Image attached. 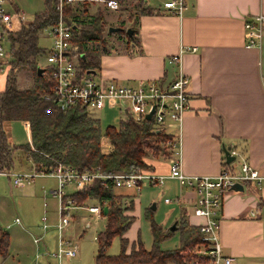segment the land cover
I'll return each instance as SVG.
<instances>
[{
	"label": "crops",
	"instance_id": "1",
	"mask_svg": "<svg viewBox=\"0 0 264 264\" xmlns=\"http://www.w3.org/2000/svg\"><path fill=\"white\" fill-rule=\"evenodd\" d=\"M186 5L181 16L133 12L123 26L136 30L137 42L128 44L124 37H117L116 45L108 42L105 46L107 52L99 57L96 73L103 80L130 85L159 79L168 82L174 77L176 67L168 65L167 58L175 55L180 45L197 47L196 53L184 54L180 61V70L188 78L189 95V109L183 114L179 136L182 172L186 175H217L224 161L222 148L228 147L239 153L238 162L245 161L264 176V32L260 48L244 47V23L254 15H264V0H186ZM93 7L91 5L89 11L102 9L103 17L105 10L110 11L98 5L95 9ZM30 23L23 22V25ZM0 68L1 92L8 69L6 66ZM104 109L123 115L116 101H105L101 110ZM91 113L89 116L93 117L95 112ZM3 129L11 143H30L27 121H6ZM20 130L24 133L23 139L18 137ZM101 149L103 153L111 151L105 137L101 139ZM145 162L149 166L147 171L159 175L169 172L168 162L149 158ZM33 168L31 162L15 153L12 170L30 171ZM159 189L170 198L181 193L172 180H167ZM118 190L115 189V194L132 200L133 208L126 214L134 218V206L140 201L131 192ZM86 203L95 204L92 201ZM165 204L168 205L167 214L158 222L163 230L174 216L177 220L183 217L191 225L200 222L184 215L187 207ZM77 218L83 228H89L103 217L77 211L71 219L73 226L78 224ZM50 227L54 228L53 225ZM218 236L223 253L233 256L235 264H264V183L257 186L248 182L242 191L227 193L222 204ZM35 246L37 254L52 251L55 243L51 247L43 239ZM129 249L130 245L126 248L127 253Z\"/></svg>",
	"mask_w": 264,
	"mask_h": 264
},
{
	"label": "trees",
	"instance_id": "2",
	"mask_svg": "<svg viewBox=\"0 0 264 264\" xmlns=\"http://www.w3.org/2000/svg\"><path fill=\"white\" fill-rule=\"evenodd\" d=\"M43 1L44 10L34 15L30 24L21 25L17 32H8L5 36L11 50L7 53L10 58L5 86L0 92V171H10L13 168L15 153L31 162L37 171L64 167L79 173L89 171L102 175L136 174L148 169L145 159L149 154L158 158L162 155L167 160L170 151L168 147L162 148L161 145L167 143L171 136L155 129L151 120L142 123H135L130 119L121 120L117 127L108 126L102 130L99 121L89 116L85 110L72 107L62 111L50 99L45 98L50 93L52 82L46 69L41 74L37 72V59L45 51L38 45V35L53 24L56 15L52 0ZM125 1L117 0L121 7ZM134 1V13H160L153 7L143 5L144 0ZM88 5L85 2L68 6L65 14L73 25L72 42L80 54V68L97 72L100 54L107 52L105 22L102 13L99 10L90 13ZM128 16L132 17L130 14ZM123 22L120 21L119 27L122 30L118 31L119 35H124L128 44H135L136 30L127 28L133 31L132 36L128 37ZM16 70L31 73L32 81L28 87H17ZM14 120L28 122L30 143L15 145L10 142L3 123ZM102 137L107 138L111 145L109 153L102 152ZM165 150L169 151L168 154ZM114 190L112 181L95 179L83 191L70 195L77 203L92 201L101 205L105 225L95 238L97 250L93 264H190L195 261L208 264L207 258L193 252L203 243L196 226L181 217L174 222L173 231L170 228L162 230L152 220L150 208L145 218L150 223L152 248L145 249L137 238L130 244L127 253L128 240L123 235L134 219L126 214L133 208L132 200L128 196L115 194ZM103 208L107 209L105 214ZM175 231L179 234V246L162 250L160 243ZM115 237L119 238L121 250L116 255H108L107 248ZM8 246L9 237L0 228V257L6 256Z\"/></svg>",
	"mask_w": 264,
	"mask_h": 264
},
{
	"label": "built area",
	"instance_id": "3",
	"mask_svg": "<svg viewBox=\"0 0 264 264\" xmlns=\"http://www.w3.org/2000/svg\"><path fill=\"white\" fill-rule=\"evenodd\" d=\"M153 1L156 2L155 5H152L150 0H144L143 5L153 7L160 13L176 16H181L187 6L186 0ZM52 2L56 16L53 24L47 28L50 47L44 51L47 65L43 68L47 70L52 84L50 93L45 98L50 99L62 111L78 107L88 114L101 110L107 100L116 101L124 120L130 119L135 123L148 120L146 115L152 111L149 120L152 121L154 128L165 132L171 138L166 143L170 151L167 159L169 172L166 175H159L146 169L136 174L102 175L89 171L79 173L72 168L64 167H55L49 171H37L33 168L27 173L0 171V174L8 177L14 187L29 185L36 177L47 176L55 180L56 187L49 193L56 201L57 220L54 225L56 245L52 251L42 252V255L58 262L77 255V245L64 237V230L71 224V219L77 211L102 216L101 205L98 203L88 205L87 201L77 203L70 195L83 191L95 179L110 180L115 189H133L137 192L141 190L142 185L150 184L161 188L167 180H172L178 185L181 193L172 200L167 198L163 200L178 207H187L184 215L200 220L198 224L193 225L198 228L203 241L197 246L196 254L207 258L208 264H235V258L224 254L219 242L222 204L232 185L239 184L243 187L245 183L254 182L261 186L264 183V176L245 161L238 162L239 153L235 149H229L233 161L226 164L224 160L217 175H186L182 172L179 163V136L183 114L189 109V95L188 78L180 70V61L184 54L196 53L197 47L180 45L178 52L167 58L168 65L176 67L174 77L168 82L159 79L139 81L135 85H130L117 80H103L96 72L91 74L80 68L78 61L80 54L72 42L73 25L65 11L68 6L73 7L85 2L89 4L88 10L91 5H98L116 12L121 6L117 0H52ZM6 4L7 0H0V61L6 55L1 42L8 32L16 31L24 22V15L19 11L8 13L4 8ZM244 30V47L260 48L264 32V15L258 14L247 19ZM14 223L19 224L20 220L15 218ZM40 227L41 231L49 228L45 215L41 218ZM42 237V235L32 237V242L37 245L42 242ZM39 257L41 255L37 253L36 258Z\"/></svg>",
	"mask_w": 264,
	"mask_h": 264
},
{
	"label": "rangeland",
	"instance_id": "4",
	"mask_svg": "<svg viewBox=\"0 0 264 264\" xmlns=\"http://www.w3.org/2000/svg\"><path fill=\"white\" fill-rule=\"evenodd\" d=\"M152 5L156 2L150 0ZM136 2L134 0H126L120 10L106 11L104 16L105 22V33L107 36L109 27H119L120 21L128 20V15H133V8ZM94 5L93 9H95ZM5 10L13 14L15 11H19L24 15V22H32L34 15L42 12L45 8L43 0H8L4 6ZM99 9V8H98ZM97 9V10H98ZM103 15V10L99 9ZM92 12V11H90ZM107 27V28H106ZM126 27L125 29H127ZM18 31V30H17ZM17 31H13L17 32ZM11 33V32H10ZM107 43L113 42L116 45L117 37L121 36L118 32L109 33ZM121 37H124L121 36ZM125 38V37H124ZM38 45L42 48L48 49L50 47V41L47 36V29L39 33ZM3 50L6 55L1 60L0 66L8 67V58L11 50L10 43L5 39L1 42ZM97 47V46H96ZM95 47V48H96ZM102 47V46H101ZM101 55V54H100ZM37 65L39 68L46 67V59L44 53L37 59ZM1 69V68H0ZM17 70L15 71V73ZM16 75V85L18 88L23 89L28 87L32 81V75L26 70H20ZM98 76V74H97ZM97 78V77H96ZM93 113V112H92ZM91 113V114H92ZM100 124L102 130L108 126L117 127L121 120H124L123 115H119L115 110H100L92 114ZM23 131L18 132V137L23 139ZM162 148L168 147L166 143L161 145ZM166 151V150H165ZM168 151V150H167ZM166 151V152H167ZM169 152V151H168ZM167 152V154H168ZM155 155L147 157L153 160H161L167 162L166 159L161 155L159 158ZM165 168V167H164ZM23 170V169H21ZM5 172V171H4ZM17 172H30L28 169L24 171L10 170L9 173ZM56 187V182L50 177H37L34 178L31 184L24 187H14L12 182L6 175L0 174V228L9 237V246L5 257H0V264H93L94 257L97 250L96 236L103 230L105 225V219H98L96 224L89 228H83V223L80 220L78 224H70L66 230H64V237L69 239L71 243H75L78 247L77 255L71 259H62L60 262L53 258H48L42 255V252H38L41 255L40 261L36 258V246L32 242V237H38L43 235L42 240L45 239L49 245L54 247L56 245V229L50 227L55 225L57 220L56 214V201L51 197L49 191ZM119 189V188H118ZM116 188V190H118ZM121 189V188H120ZM69 190V189H67ZM118 191H129L132 196L137 197L140 204L134 206V219L130 227L127 229L125 237L128 240L127 247L137 238L140 239L145 249L150 250L152 248V235L150 232V223L145 218L147 210L154 204L155 209L151 210V217L155 224H158L159 220L165 218L168 210V205L164 203L163 199H170L167 195L161 193V189L148 185H142L140 191L135 190H118ZM115 192V190H114ZM131 211V210H130ZM45 215L46 223L49 225L45 231H41V218ZM130 216V215H129ZM88 217V216H87ZM20 220L19 224L14 223V219ZM89 218V217H88ZM175 218V219H174ZM170 221L165 229L170 228L175 221L177 216ZM7 226H9L7 228ZM163 230V227H161ZM33 235V236H32ZM54 241V243H53ZM39 245V244H38ZM179 246V234L175 231L169 238L163 240L159 247L161 249H175ZM126 247V248H127ZM197 248V247H196ZM196 248L193 250L196 254ZM121 245L118 237H115L110 246L107 248L108 255H116L120 252ZM46 252V251H44ZM192 252V253H193ZM198 256V255H197ZM48 261V263H47ZM187 264V263H186ZM190 264H200L198 261Z\"/></svg>",
	"mask_w": 264,
	"mask_h": 264
},
{
	"label": "water",
	"instance_id": "5",
	"mask_svg": "<svg viewBox=\"0 0 264 264\" xmlns=\"http://www.w3.org/2000/svg\"><path fill=\"white\" fill-rule=\"evenodd\" d=\"M119 30H122V28L120 27H109L108 28V33H114V32H118ZM125 33L126 35L129 37V36H132L133 34V31L131 29H125ZM38 74H41L43 72V68H39L37 70ZM88 73H91V74H94L95 71H87ZM151 114H152V111L146 115V119H150L151 117ZM229 149L228 147H223L222 150H223V155H224V160H225V163L226 164H229L230 162L233 161V156H230L229 154ZM231 191H234V192H237V191H242L243 190V187L239 184H234L232 185V187L230 188ZM151 210H154L155 209V205L153 204L151 207H150ZM106 208H103V214L106 213ZM170 229L173 231L175 229V225H172L170 227Z\"/></svg>",
	"mask_w": 264,
	"mask_h": 264
}]
</instances>
